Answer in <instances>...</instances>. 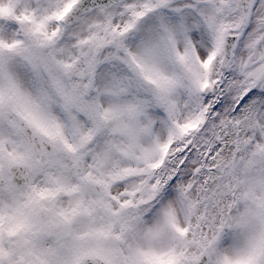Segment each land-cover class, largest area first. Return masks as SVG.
<instances>
[{
	"label": "snow or ice",
	"instance_id": "snow-or-ice-1",
	"mask_svg": "<svg viewBox=\"0 0 264 264\" xmlns=\"http://www.w3.org/2000/svg\"><path fill=\"white\" fill-rule=\"evenodd\" d=\"M0 264H264V0H0Z\"/></svg>",
	"mask_w": 264,
	"mask_h": 264
}]
</instances>
